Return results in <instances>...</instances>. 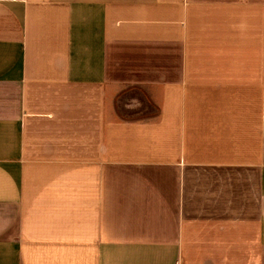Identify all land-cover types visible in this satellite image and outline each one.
<instances>
[{"label": "crops", "instance_id": "0c3cea01", "mask_svg": "<svg viewBox=\"0 0 264 264\" xmlns=\"http://www.w3.org/2000/svg\"><path fill=\"white\" fill-rule=\"evenodd\" d=\"M0 264H264V0H0Z\"/></svg>", "mask_w": 264, "mask_h": 264}]
</instances>
